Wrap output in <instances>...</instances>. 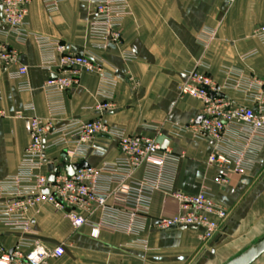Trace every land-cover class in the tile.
Masks as SVG:
<instances>
[{"label": "crops", "instance_id": "obj_1", "mask_svg": "<svg viewBox=\"0 0 264 264\" xmlns=\"http://www.w3.org/2000/svg\"><path fill=\"white\" fill-rule=\"evenodd\" d=\"M127 1L130 13L123 21L121 43L98 50L88 35L95 17L92 4L65 0L58 11L48 13L41 0H31L24 36L4 23L0 0V42L17 53L16 60L7 65L0 60V110L4 112L0 117V182L17 173L30 143V115L22 111L31 103L34 114L53 126L45 137L40 173L50 175L57 166L63 168L71 146L57 144L69 138L58 129L71 120L100 116L114 129L156 137L165 144L178 157L169 168L170 187L192 194L210 188L229 210V217L210 241L201 239L200 228L158 230L157 220L174 215L178 207L164 190H157L147 228L140 236L101 225L94 235L92 225L75 227L67 211L28 198L25 212L33 233L26 235L0 219V244L11 250L21 237L50 248L63 244L64 255L45 264H225L264 237V141L250 170L221 184L219 168L208 163L213 141L183 130L200 122L202 103L181 98L180 86L192 71L208 72L227 96L251 104L237 87L246 79H264V45L255 36L257 27L264 25V0ZM36 36L60 40L70 50L102 61L103 72L116 81L115 108L102 115L94 110L103 99L101 73L81 68L79 84L66 94L67 115L50 119L43 89L56 71L44 63ZM127 54L130 59L125 58ZM20 65L27 66L30 90H19L18 81L10 75ZM94 144L84 159L91 166L102 167L121 156L117 135L100 136ZM146 175L145 167L136 169L126 185ZM111 188L110 203H124L125 194L117 192L116 184ZM4 202L0 198V209ZM100 217L98 212L90 215L93 223L100 222ZM139 238L148 249L133 246ZM252 264H264V254Z\"/></svg>", "mask_w": 264, "mask_h": 264}, {"label": "built area", "instance_id": "obj_2", "mask_svg": "<svg viewBox=\"0 0 264 264\" xmlns=\"http://www.w3.org/2000/svg\"><path fill=\"white\" fill-rule=\"evenodd\" d=\"M41 1L45 10L53 13L65 0ZM81 1L95 8V17L88 31L91 46L105 50L110 44H120L123 21L130 13L128 1ZM30 2L2 0L4 23L24 36L27 34L26 18ZM255 36L264 45V25L257 27ZM35 39L44 63L56 71L43 89L50 119L67 115L66 94L79 84L81 68L101 73L103 99L95 105L94 110L102 115L115 108L116 81L112 75L103 72L102 61L76 53L60 40L44 36H36ZM16 58V51L0 42V60L7 65ZM125 58L130 59L131 55L127 54ZM27 73L26 65H20L10 72L11 77L18 81L21 91L30 90ZM237 89L246 95L250 105L227 96L208 72L194 70L180 86L181 98L191 97L202 103L200 122L187 125L183 130H192L199 138L213 141L214 151L209 155L208 163L219 168V181L223 185L230 183L232 177L244 175L250 170L254 155L264 141V79H246ZM27 113L30 115V143L17 173L0 182V198L5 201L0 209V219L12 229L26 235L33 233L31 220L25 212V200L29 198L52 203L67 211L75 227L92 225L94 235H98L101 225L140 236L147 228L152 195L157 190H164L178 207L174 215L157 220L155 227L158 230L195 225L201 229V239L210 241L229 217V210L216 199L210 188L192 194L170 187L167 179L169 168L178 157L169 148H164L156 137L124 133L114 129L100 116L91 120H71L58 129L69 138L60 139L57 144L71 146L66 150V155L69 160L76 158L74 163H77L84 161L100 136L117 135L121 156L102 167L90 165L79 169L73 176H69L64 168L58 169L51 182L49 175L39 170L45 159V137L53 130L52 123L35 115V106L31 103L25 105L22 111V114ZM3 115L4 112L0 110V117ZM141 167L146 168L147 175L140 181L126 185L132 173ZM113 184L117 185V192L125 194L124 203H110ZM45 189H48V193H44ZM97 212L101 215L100 222L93 223L90 215ZM133 246L148 249L147 242L140 238ZM64 253L63 244L50 248L38 240L21 237L11 250L0 244V264H45L50 258L61 257ZM142 264L149 263L145 261Z\"/></svg>", "mask_w": 264, "mask_h": 264}, {"label": "water", "instance_id": "obj_3", "mask_svg": "<svg viewBox=\"0 0 264 264\" xmlns=\"http://www.w3.org/2000/svg\"><path fill=\"white\" fill-rule=\"evenodd\" d=\"M202 117L200 118V120ZM163 147L165 148L166 145L164 144ZM99 148V147H98ZM90 164L87 161H81L77 163H71L69 158L66 157L64 159L63 168L65 169L66 173L69 176H73L75 172L79 169L89 167ZM59 169V166L55 168V170L49 175V180L52 182L55 179V175L57 170ZM44 193H48V189L44 190ZM182 228H187V226H181ZM191 228H197L194 226H189ZM264 254V237L260 239L257 243L231 259L225 264H252L255 262L259 257H261Z\"/></svg>", "mask_w": 264, "mask_h": 264}]
</instances>
